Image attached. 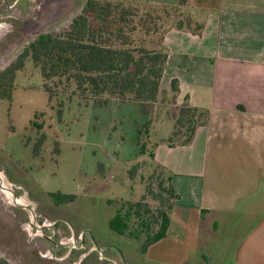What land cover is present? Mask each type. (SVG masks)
Returning <instances> with one entry per match:
<instances>
[{
	"label": "rangeland",
	"instance_id": "obj_1",
	"mask_svg": "<svg viewBox=\"0 0 264 264\" xmlns=\"http://www.w3.org/2000/svg\"><path fill=\"white\" fill-rule=\"evenodd\" d=\"M117 1L140 13L156 10L163 20L155 34L133 32V46L161 42L175 22L194 20L179 1L166 5ZM85 2L0 0V73L38 35L67 29ZM48 85L51 99L39 70L25 59L12 79V106L0 100V258L8 264H148L141 254L144 238L117 235L108 222L126 202H138L148 186L156 192L158 179L166 177L167 171L150 159L149 152L167 136L171 129L167 121L173 124L186 100L162 87L150 114L143 115L132 102L109 99L97 107L72 86ZM31 121L42 124L41 133L33 130ZM144 123H149V137L142 135L141 141L148 152L139 155L137 129L142 130ZM37 134L44 138L42 163L27 149ZM51 192L72 194L76 200L56 206L48 196ZM145 201L157 206L150 196ZM249 213L204 216L198 252L188 264H233V247L253 222Z\"/></svg>",
	"mask_w": 264,
	"mask_h": 264
},
{
	"label": "crops",
	"instance_id": "obj_2",
	"mask_svg": "<svg viewBox=\"0 0 264 264\" xmlns=\"http://www.w3.org/2000/svg\"><path fill=\"white\" fill-rule=\"evenodd\" d=\"M183 7L203 30L199 36L166 33L159 95L178 80L177 98L207 110L208 121L188 145L159 144L154 151L155 161L171 172L178 199L166 237L143 259L188 264L198 252L204 216L247 211L253 222L236 241L232 263L264 264V197L258 199L264 196V0H185ZM167 122L168 136L173 124Z\"/></svg>",
	"mask_w": 264,
	"mask_h": 264
},
{
	"label": "trees",
	"instance_id": "obj_3",
	"mask_svg": "<svg viewBox=\"0 0 264 264\" xmlns=\"http://www.w3.org/2000/svg\"><path fill=\"white\" fill-rule=\"evenodd\" d=\"M184 4L185 0H179V6ZM162 13L168 15L167 10ZM159 15L156 10L140 13L139 9L117 0H86L67 29L58 34H40L28 43L15 63L0 73V86H11L14 73L22 68L25 59H29L39 70L49 99L53 97L48 85L51 82L54 87L72 86L74 92L86 100L92 99L97 107L114 99L135 103L141 114L148 115L150 107L157 102L168 57L164 35L161 42L150 41L147 46L144 43L133 46L130 35L137 30L145 36L157 33L161 29L158 21L163 22ZM172 29L199 36L203 24L186 17L175 22ZM170 89L174 95L179 92L178 80H171ZM10 93V90L0 89V98L9 99ZM207 121V110L181 106L173 119L170 136L152 145L150 159L155 160L154 151L159 144L188 145L197 127L206 125ZM148 126L149 123H144L142 130L137 129L139 155L148 152L147 145L141 141L142 135L149 137ZM163 169L167 174L164 179H158L156 192L148 186L138 202H126L108 222L109 229L117 235L131 240L144 238L140 243L142 255L148 247L166 237L171 212L178 199L172 174ZM129 173L132 177L133 170ZM48 196L56 206L76 200L75 195L60 192L48 193ZM147 196L157 203L155 208L145 201ZM0 264L8 263L0 258Z\"/></svg>",
	"mask_w": 264,
	"mask_h": 264
},
{
	"label": "flooded vegetation",
	"instance_id": "obj_4",
	"mask_svg": "<svg viewBox=\"0 0 264 264\" xmlns=\"http://www.w3.org/2000/svg\"><path fill=\"white\" fill-rule=\"evenodd\" d=\"M3 88H5L6 90H10V92H12V86H7V87L0 86V89H3ZM0 100H3L5 102H7L10 107L12 106V103H11V101L9 99H5V98L4 99H1L0 98ZM36 119L38 121L40 118L37 117ZM28 124L31 125V126H33L32 128H33V130L36 131V133H41V130H43V126H42L41 123H38V122L36 123L35 121H31ZM37 135H39V134H37ZM34 137L35 138H33L34 140H32V146H31V148H29L27 146V149L30 151L33 160H35V158H37V160H39L40 163H42L44 161V159H42V160L40 159V158H43V157H40V150H41V147H42L44 138L41 135H39V136H35L34 135ZM27 145H29V144H27ZM24 147H26V146H24ZM51 193H56V192H51Z\"/></svg>",
	"mask_w": 264,
	"mask_h": 264
}]
</instances>
